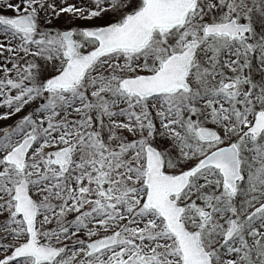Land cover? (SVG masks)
Masks as SVG:
<instances>
[{"label":"snow or ice","instance_id":"obj_1","mask_svg":"<svg viewBox=\"0 0 264 264\" xmlns=\"http://www.w3.org/2000/svg\"><path fill=\"white\" fill-rule=\"evenodd\" d=\"M0 264H264V0H0Z\"/></svg>","mask_w":264,"mask_h":264}]
</instances>
